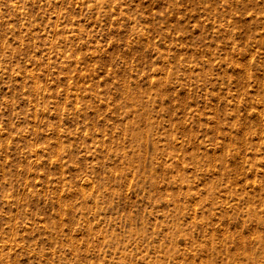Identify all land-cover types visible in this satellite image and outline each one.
Wrapping results in <instances>:
<instances>
[{
  "label": "rangeland",
  "instance_id": "obj_1",
  "mask_svg": "<svg viewBox=\"0 0 264 264\" xmlns=\"http://www.w3.org/2000/svg\"><path fill=\"white\" fill-rule=\"evenodd\" d=\"M0 264H264V0H0Z\"/></svg>",
  "mask_w": 264,
  "mask_h": 264
}]
</instances>
